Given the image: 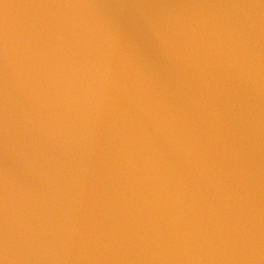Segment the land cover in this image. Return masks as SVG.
Instances as JSON below:
<instances>
[{"label": "water", "instance_id": "1", "mask_svg": "<svg viewBox=\"0 0 264 264\" xmlns=\"http://www.w3.org/2000/svg\"><path fill=\"white\" fill-rule=\"evenodd\" d=\"M0 264H264V0H0Z\"/></svg>", "mask_w": 264, "mask_h": 264}]
</instances>
